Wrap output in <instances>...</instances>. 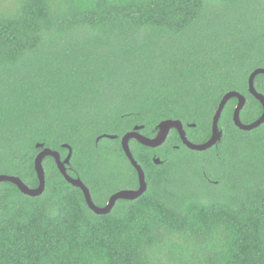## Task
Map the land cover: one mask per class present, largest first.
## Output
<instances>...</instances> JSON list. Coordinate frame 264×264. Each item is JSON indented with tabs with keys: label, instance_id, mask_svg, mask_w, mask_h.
Listing matches in <instances>:
<instances>
[{
	"label": "trees",
	"instance_id": "1",
	"mask_svg": "<svg viewBox=\"0 0 264 264\" xmlns=\"http://www.w3.org/2000/svg\"><path fill=\"white\" fill-rule=\"evenodd\" d=\"M256 68L264 0H0V174L36 188L37 153L63 160L67 145V173L104 207L139 186L126 132L152 138L178 120L203 143L229 91L251 123L263 111L248 89ZM253 84L264 96L263 73ZM237 103L227 99L205 150L174 128L156 147L130 139L146 188L104 214L52 156L38 195L1 181L0 264H264V121L240 129Z\"/></svg>",
	"mask_w": 264,
	"mask_h": 264
},
{
	"label": "water",
	"instance_id": "2",
	"mask_svg": "<svg viewBox=\"0 0 264 264\" xmlns=\"http://www.w3.org/2000/svg\"><path fill=\"white\" fill-rule=\"evenodd\" d=\"M259 73L264 74V68L254 69L250 73L249 78H248L249 92L255 98H257L259 100V102L261 103V105L263 107V111H262V114L260 115V117L251 123L244 124L240 121V118H239V110L244 103V97L237 92L229 91L223 95L222 99L219 102L218 108H217V110L213 116L211 136L209 137L208 140H206L203 143H192L191 141H189L186 137V134H185V131L183 129L181 122L178 120H164V121H162L158 126V131H157L156 135L152 138L145 137L144 135H142L138 132V130L141 126H135L133 128V130L126 132L121 137V146H122V149H123L125 155L129 159L130 163L134 166V168L137 171L139 186L136 189H122V190L116 191L115 193H113L109 197V199H108V201L104 207L96 206L94 204V202L92 201V198H91V195H90L88 188L83 184V182L79 178H73L67 173L66 164L69 163V159L71 157V148L67 145H65V146L68 148V154L63 160H61L60 155L57 151L51 150V149L46 148V147L37 153V155L34 159V167H35V171L37 173L39 185L36 188H29L18 177L10 176V175L0 174V182L1 181H10V182L14 183L20 189V191L23 192L24 194H27L30 196L38 195L43 191V188H44V170H43V166H42V159L45 156H52L55 159L57 168L59 169L60 173L63 175L65 180L68 183L72 184L73 186L79 187L82 190L88 207L96 214L107 213L117 199H134V198L138 197L146 188V182L144 179V172H143L142 168L140 167V165H138L136 160L133 158L132 153H131L130 148H129V140L130 139H134V140H136V141H138V142H140L146 146H149V147H156L164 141L169 130L171 128H174L178 131L182 142L188 148L193 149V150H199V151L205 150V149L211 147L213 144H215L219 140V138L221 136V131L218 128V118L220 116L221 110H222L225 102L227 101L228 98H230L232 96H235L238 99V103L235 107L233 117H232L235 125L242 130H250V129H253V128L257 127L258 125H260L264 121V96L255 90L254 84H253V79H254L255 75H257ZM103 136L115 138L114 135H103ZM37 146H42V145L38 144ZM154 161H155V163H159L158 158H155Z\"/></svg>",
	"mask_w": 264,
	"mask_h": 264
}]
</instances>
